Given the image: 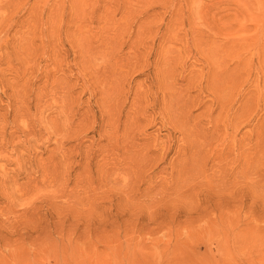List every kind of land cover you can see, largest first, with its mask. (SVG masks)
Segmentation results:
<instances>
[{
  "label": "rangeland",
  "instance_id": "1",
  "mask_svg": "<svg viewBox=\"0 0 264 264\" xmlns=\"http://www.w3.org/2000/svg\"><path fill=\"white\" fill-rule=\"evenodd\" d=\"M0 264H264V0H0Z\"/></svg>",
  "mask_w": 264,
  "mask_h": 264
}]
</instances>
